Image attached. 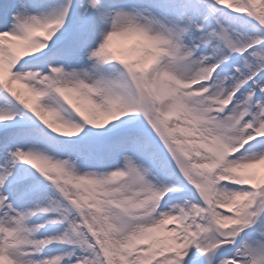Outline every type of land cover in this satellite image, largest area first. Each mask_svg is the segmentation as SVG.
Listing matches in <instances>:
<instances>
[{
	"label": "snow or ice",
	"instance_id": "1",
	"mask_svg": "<svg viewBox=\"0 0 264 264\" xmlns=\"http://www.w3.org/2000/svg\"><path fill=\"white\" fill-rule=\"evenodd\" d=\"M0 264H264V0H0Z\"/></svg>",
	"mask_w": 264,
	"mask_h": 264
}]
</instances>
